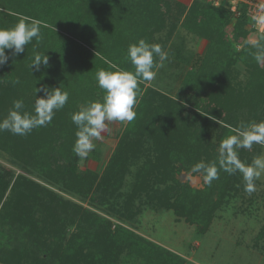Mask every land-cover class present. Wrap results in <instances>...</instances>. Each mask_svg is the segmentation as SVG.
Wrapping results in <instances>:
<instances>
[{
  "label": "trees",
  "instance_id": "trees-1",
  "mask_svg": "<svg viewBox=\"0 0 264 264\" xmlns=\"http://www.w3.org/2000/svg\"><path fill=\"white\" fill-rule=\"evenodd\" d=\"M183 10L175 0H0V27L15 25L18 14L42 21L38 42L34 38L18 56L6 50L10 58L0 67V118L16 99L32 111L36 94L43 96L36 88L61 86L69 93L65 107L46 126L26 136L0 132V150L15 162L34 167L41 178L65 192L108 205L125 221L135 220L150 207L172 211L205 233L216 212L239 193V186L244 189V183L238 172L220 170L218 179L198 190L178 180L179 168L191 171L198 162L213 161L219 168L220 142L234 134L227 126L264 120V62L254 58L256 49L245 51L240 58L248 67L249 80L234 86L235 60L228 35L246 39V19L229 28L233 17L229 3L216 7L194 1ZM179 25L209 40L210 47L183 79L178 99L157 93V100L149 98L155 93L146 86L151 81L138 82L136 117L127 124L104 174L79 173L71 115L88 101L102 100L105 93L96 72L114 70L106 60L134 71L128 46L140 39L156 43L160 33L174 36ZM37 53L49 58L38 71L30 67ZM259 148L254 144L250 150L239 149V158L251 162L252 152ZM46 204L51 226L43 232L35 217ZM70 206L57 193L0 166V227L12 221L25 231L0 235V263L121 264L126 255L135 264H185L179 255L122 225L113 230L109 223L102 229L93 217L79 223L69 220Z\"/></svg>",
  "mask_w": 264,
  "mask_h": 264
},
{
  "label": "rangeland",
  "instance_id": "rangeland-1",
  "mask_svg": "<svg viewBox=\"0 0 264 264\" xmlns=\"http://www.w3.org/2000/svg\"><path fill=\"white\" fill-rule=\"evenodd\" d=\"M237 20L238 18L232 17L229 28L235 26ZM247 26L246 39L242 36L238 39L231 38V35H228L235 60L234 86L245 85L249 80L248 67L242 62L240 56L245 51L246 53L254 49L257 51V45L264 43V37H262L264 35L255 30L251 31L250 23H247ZM176 33L178 34L173 41L170 39L175 34L170 37V34L162 36L161 33L157 35V41H155L162 46L163 51L167 52V60L163 62L162 67L155 70V78L146 85L155 92L149 94V98L154 100L158 99L156 93L165 95L169 99H178L183 79L187 73L195 69L194 64L198 57L206 54L210 47L209 40L188 33L182 27ZM263 62V59L259 61V63ZM136 106L137 104L134 105V111ZM144 108L146 113L151 111L148 106ZM106 123L108 128L105 133H102V138L93 140L94 150L83 162L78 160L79 173L84 174L91 171L97 173L98 177L104 174L129 121ZM258 146L259 150L251 154V162L246 158L243 162L251 164L254 158L264 157V145ZM131 163L128 165H132ZM0 166L7 171L14 172L16 177L26 176L32 179L69 201L71 205L69 220L75 218L76 223H79L82 219L93 217L96 221L98 220L96 225H101L102 229L106 228L109 223L112 224L113 230L116 226L122 225L149 242L179 255L185 260V264H264V171L261 172L260 178L254 181L255 190L251 193L245 191V187L242 189L239 186V193L231 197L226 205L216 212L210 227L202 234L198 231L197 225H190L184 219L177 217L174 212L156 211L150 207L139 214L135 220L125 221L117 213L112 214L108 205L65 192L63 188L56 186L50 180L41 178L34 167L15 162V159L2 150H0ZM132 168L133 166H130V169ZM237 176L244 183L239 172ZM177 178L180 182L188 183L198 190L204 189L206 185L202 174L192 173L182 167L179 168ZM46 205L47 207L40 208L35 217L36 221H40L37 225L39 230L43 232L49 231L50 229L46 227L51 226L49 222L51 208L50 204ZM73 208H76L75 213ZM70 228L76 229L74 226ZM9 231L12 232L9 236L14 235V231L17 234L25 232L21 231V226L7 221V224L0 227V235L9 234ZM66 238L69 239V236ZM121 264L135 263L133 259L123 255Z\"/></svg>",
  "mask_w": 264,
  "mask_h": 264
},
{
  "label": "clouds",
  "instance_id": "clouds-1",
  "mask_svg": "<svg viewBox=\"0 0 264 264\" xmlns=\"http://www.w3.org/2000/svg\"><path fill=\"white\" fill-rule=\"evenodd\" d=\"M264 12V4L260 5ZM258 25H264V14L253 17ZM42 21L30 16L18 14V22L8 28L0 27V67L7 64L11 51L12 56L23 53L25 46L38 42L41 39L40 27ZM98 55V53H97ZM127 58L134 71L118 68L110 61H105L114 70L100 69L96 72V81L100 89L104 91L102 100L88 101L78 111L73 112L71 120L76 126L75 143L73 152L83 162L88 154L94 150L93 140L102 138V133L107 131V123L113 121H129L135 119L133 110L139 93L138 82L152 81L158 69L167 60V52L156 43H148L140 39L132 43L127 49ZM158 58V61L157 59ZM254 58L259 62L264 59V43L257 45ZM48 56L37 53L31 64L38 71L41 64L48 65ZM19 83V80L15 81ZM43 92V96H35L32 111L25 110L24 101L16 99L12 101V107L7 115L0 118V132L8 131L13 135L26 136L34 129L46 126L55 116L57 111L65 107L69 100V93L63 91L61 86L57 88L37 89ZM220 123V121H218ZM234 133L224 138L219 145V158L217 162H198L192 166V173L203 175L204 182L211 185L212 181L219 178V171L223 170L229 175L239 172L244 181L245 191L251 193L255 190L254 181L259 179L264 171V157H256L251 164H246L239 158V149H251L254 144L264 145V120L241 124L232 128Z\"/></svg>",
  "mask_w": 264,
  "mask_h": 264
},
{
  "label": "built area",
  "instance_id": "built-area-1",
  "mask_svg": "<svg viewBox=\"0 0 264 264\" xmlns=\"http://www.w3.org/2000/svg\"><path fill=\"white\" fill-rule=\"evenodd\" d=\"M229 8L233 17L238 19L245 18L250 23V28L255 32L264 35V25H258L253 17L264 14L260 5L264 4V0H229Z\"/></svg>",
  "mask_w": 264,
  "mask_h": 264
},
{
  "label": "crops",
  "instance_id": "crops-1",
  "mask_svg": "<svg viewBox=\"0 0 264 264\" xmlns=\"http://www.w3.org/2000/svg\"><path fill=\"white\" fill-rule=\"evenodd\" d=\"M194 1H198L204 5H214L216 7H218L222 4L224 6V5L228 4V2H229V0H176V4H178V7L181 6L182 11H184L183 9H186V10L189 9L193 5ZM180 26L181 25H179L178 29H180ZM177 34L178 33H176L175 36L172 39H170V41H173L175 39V37L177 36Z\"/></svg>",
  "mask_w": 264,
  "mask_h": 264
}]
</instances>
